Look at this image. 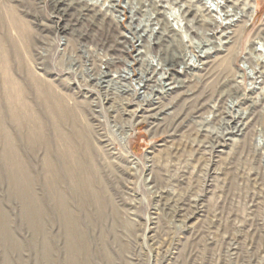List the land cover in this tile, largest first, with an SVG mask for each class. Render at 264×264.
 <instances>
[{
  "label": "rangeland",
  "instance_id": "obj_1",
  "mask_svg": "<svg viewBox=\"0 0 264 264\" xmlns=\"http://www.w3.org/2000/svg\"><path fill=\"white\" fill-rule=\"evenodd\" d=\"M41 3L0 0V264H264L260 107L223 152L152 136L58 53ZM235 59L215 66L220 96Z\"/></svg>",
  "mask_w": 264,
  "mask_h": 264
},
{
  "label": "built area",
  "instance_id": "obj_2",
  "mask_svg": "<svg viewBox=\"0 0 264 264\" xmlns=\"http://www.w3.org/2000/svg\"><path fill=\"white\" fill-rule=\"evenodd\" d=\"M41 1L58 53L84 78L126 97L120 104H132L150 135L194 131L199 150L219 153L248 136L254 106L264 113V28L250 31L264 21L257 0ZM233 54L234 74L224 81L236 93L220 96L215 66ZM124 72L129 78L119 82Z\"/></svg>",
  "mask_w": 264,
  "mask_h": 264
},
{
  "label": "bare ground",
  "instance_id": "obj_3",
  "mask_svg": "<svg viewBox=\"0 0 264 264\" xmlns=\"http://www.w3.org/2000/svg\"><path fill=\"white\" fill-rule=\"evenodd\" d=\"M127 78H129V77H127V74H125V72H124V74L119 73V82H125ZM0 79L2 81L1 85H2V94H3V98H4V103H6V99L8 97L9 76H8V67H7V55H6V51L4 49L2 50V59L0 61ZM17 118L20 120L19 117H17ZM0 136H2L4 138L6 137V144L8 145V148L11 149L9 147V144H8V140H9L8 135L4 129L3 121H1V120H0ZM11 160H12V163H15V161H16L15 159H11Z\"/></svg>",
  "mask_w": 264,
  "mask_h": 264
}]
</instances>
